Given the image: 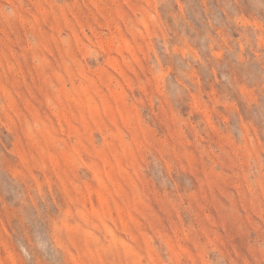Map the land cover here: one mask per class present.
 Masks as SVG:
<instances>
[{
    "label": "rangeland",
    "instance_id": "rangeland-1",
    "mask_svg": "<svg viewBox=\"0 0 264 264\" xmlns=\"http://www.w3.org/2000/svg\"><path fill=\"white\" fill-rule=\"evenodd\" d=\"M0 264H264V0H0Z\"/></svg>",
    "mask_w": 264,
    "mask_h": 264
}]
</instances>
